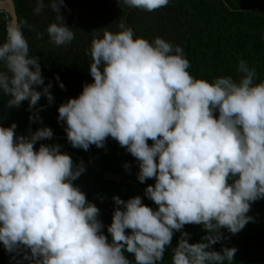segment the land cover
Masks as SVG:
<instances>
[{"label":"clouds","instance_id":"9594fccd","mask_svg":"<svg viewBox=\"0 0 264 264\" xmlns=\"http://www.w3.org/2000/svg\"><path fill=\"white\" fill-rule=\"evenodd\" d=\"M169 2L120 0L147 12ZM6 28L0 91L11 97L9 107L27 100L31 110L42 95L51 104L52 84L37 90L45 79L20 24L11 20ZM119 28L93 39L94 82L59 106L58 120L73 148H103L108 137L126 148L139 164V182L155 179L145 195L158 208L139 195L114 196L109 243L100 209L73 183L86 171L83 163L74 164L59 144L35 149L53 137L50 127L18 136L12 123L0 126V242L9 253L23 252L29 264H133L125 253L134 254V264H161L174 232L202 224V242L190 244L183 232L172 264H232L235 247L219 252L211 246L221 241V229L239 233L253 220L247 215L252 203L264 199V81L254 82L257 72L245 60L238 81L197 79L180 46L136 37L123 23ZM47 32L56 46L75 39L64 21ZM39 111L30 120H39Z\"/></svg>","mask_w":264,"mask_h":264},{"label":"trees","instance_id":"16d2710c","mask_svg":"<svg viewBox=\"0 0 264 264\" xmlns=\"http://www.w3.org/2000/svg\"><path fill=\"white\" fill-rule=\"evenodd\" d=\"M56 2L59 10H54V0H15L19 24L29 43V55L39 59L45 79V84L37 86V90L42 92L43 87L51 83L50 91L54 97L49 104L42 95L35 106L34 116L40 109V119L33 120L34 132L50 127L53 135H67L66 124L58 120V108L70 98L78 97L86 83L94 82L90 75L92 41L102 38L105 31H120L121 23L132 28L136 37L150 42L160 37L173 47L180 46L190 63L189 73L197 79L212 82L218 77L231 76L238 81L241 74L237 67L241 60H245L257 72L254 82L264 81V0H170L166 7L153 12L129 8L120 4V0ZM63 21L73 29L75 39L69 44L56 46L50 41L47 29L52 23L62 24ZM9 22V13L0 11V44L6 39ZM57 76L59 80H56ZM61 82L64 89L59 87ZM9 99L10 96L0 91V126L10 127L16 123L18 136L32 134L29 102L26 100L19 107L10 108ZM148 143L153 142L149 140ZM41 144H59L62 152L71 155L74 164L83 163L86 171L73 183L86 194L89 202L100 209L99 219L105 225L103 232L109 243L112 237L107 228L118 207L112 199L114 196L127 201L139 195L145 205L158 208L145 195L146 187L154 185L155 179L140 183L137 179L138 162L115 139L108 137L103 148L91 145L87 151L73 148L67 138L40 140L35 149L38 150ZM125 164L130 167L126 169ZM247 215L253 220L239 233L221 229L222 239L211 246L212 250L222 252L224 247H235L237 252L232 264H264V199L253 202ZM126 232L131 233V230ZM183 232L189 234L190 244L202 242L207 235L202 224L185 225L174 232L161 264H172L173 249ZM125 254L134 264V254ZM0 264L29 262L23 259V252L9 253L0 242Z\"/></svg>","mask_w":264,"mask_h":264},{"label":"water","instance_id":"95a60500","mask_svg":"<svg viewBox=\"0 0 264 264\" xmlns=\"http://www.w3.org/2000/svg\"><path fill=\"white\" fill-rule=\"evenodd\" d=\"M0 11H6L10 15V21L16 20L19 23V18L16 12L15 0H0ZM35 106L32 108L31 116H34ZM30 131H33V120L30 121ZM52 138H67V135H53Z\"/></svg>","mask_w":264,"mask_h":264}]
</instances>
